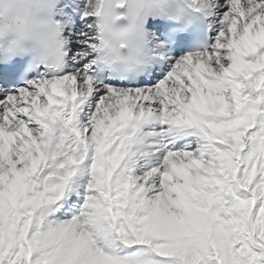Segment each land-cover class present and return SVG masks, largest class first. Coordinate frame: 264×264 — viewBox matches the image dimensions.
<instances>
[{"label":"snow or ice","instance_id":"6c2138e0","mask_svg":"<svg viewBox=\"0 0 264 264\" xmlns=\"http://www.w3.org/2000/svg\"><path fill=\"white\" fill-rule=\"evenodd\" d=\"M86 3L0 85V264H264V0H196L199 47L130 79Z\"/></svg>","mask_w":264,"mask_h":264},{"label":"clouds","instance_id":"9594fccd","mask_svg":"<svg viewBox=\"0 0 264 264\" xmlns=\"http://www.w3.org/2000/svg\"><path fill=\"white\" fill-rule=\"evenodd\" d=\"M196 0H87L93 17L95 61L113 78L130 79L149 71L164 55L147 28L164 19L181 28L196 19ZM61 0H0V64L28 57L29 70L59 65L65 53V23L57 19Z\"/></svg>","mask_w":264,"mask_h":264},{"label":"bare ground","instance_id":"6f19581e","mask_svg":"<svg viewBox=\"0 0 264 264\" xmlns=\"http://www.w3.org/2000/svg\"><path fill=\"white\" fill-rule=\"evenodd\" d=\"M80 7H82V0H61L57 19H60L65 24L71 22L74 25H82L83 22L80 21L78 11Z\"/></svg>","mask_w":264,"mask_h":264}]
</instances>
